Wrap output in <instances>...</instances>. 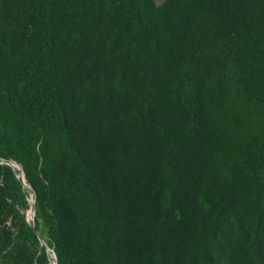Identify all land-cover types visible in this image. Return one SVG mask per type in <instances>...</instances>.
<instances>
[{
	"label": "trees",
	"instance_id": "trees-1",
	"mask_svg": "<svg viewBox=\"0 0 264 264\" xmlns=\"http://www.w3.org/2000/svg\"><path fill=\"white\" fill-rule=\"evenodd\" d=\"M0 160V264H264V0H0Z\"/></svg>",
	"mask_w": 264,
	"mask_h": 264
},
{
	"label": "built area",
	"instance_id": "built-area-1",
	"mask_svg": "<svg viewBox=\"0 0 264 264\" xmlns=\"http://www.w3.org/2000/svg\"><path fill=\"white\" fill-rule=\"evenodd\" d=\"M0 162L9 165L12 169H14L16 171L15 173H16L17 178L23 180L22 179V172H21L20 166L18 164H16L13 161H4V160H0Z\"/></svg>",
	"mask_w": 264,
	"mask_h": 264
},
{
	"label": "rangeland",
	"instance_id": "rangeland-1",
	"mask_svg": "<svg viewBox=\"0 0 264 264\" xmlns=\"http://www.w3.org/2000/svg\"><path fill=\"white\" fill-rule=\"evenodd\" d=\"M153 1H154V3H156V4H161L164 0H153ZM31 194H32V193H31ZM31 194L28 196V201H29L30 205H31L32 202H33V197H32ZM30 209H32V208H30ZM28 210H29V209H28ZM28 210L25 211L24 215H25L26 220H28V221L31 222V220L27 219V217H26V212H27ZM32 223H33V220H32ZM53 258H54V256H53Z\"/></svg>",
	"mask_w": 264,
	"mask_h": 264
},
{
	"label": "bare ground",
	"instance_id": "bare-ground-1",
	"mask_svg": "<svg viewBox=\"0 0 264 264\" xmlns=\"http://www.w3.org/2000/svg\"><path fill=\"white\" fill-rule=\"evenodd\" d=\"M26 217H27V219L31 220V218H32V209H29V210L26 212ZM49 257H50L51 264H54V258H53V255L50 254Z\"/></svg>",
	"mask_w": 264,
	"mask_h": 264
},
{
	"label": "water",
	"instance_id": "water-1",
	"mask_svg": "<svg viewBox=\"0 0 264 264\" xmlns=\"http://www.w3.org/2000/svg\"><path fill=\"white\" fill-rule=\"evenodd\" d=\"M31 193H32V197H33V201H34V193H33V191L31 190ZM33 203V202H32ZM32 207H33V205H32ZM32 215H33V208H32ZM29 224H31L32 225V218H31V222L30 221H28V220H26Z\"/></svg>",
	"mask_w": 264,
	"mask_h": 264
}]
</instances>
